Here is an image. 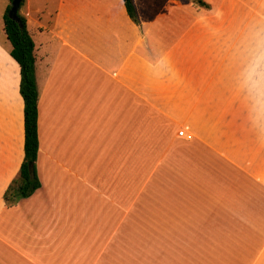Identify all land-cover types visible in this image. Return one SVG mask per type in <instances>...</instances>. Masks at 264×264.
Listing matches in <instances>:
<instances>
[{
  "label": "crops",
  "instance_id": "obj_1",
  "mask_svg": "<svg viewBox=\"0 0 264 264\" xmlns=\"http://www.w3.org/2000/svg\"><path fill=\"white\" fill-rule=\"evenodd\" d=\"M172 1L133 0L139 20L134 24L123 0H57L51 11L41 0H23L19 14L34 42L35 169L40 186L12 206L6 205L3 194L23 161V99L20 68L10 55L2 25L0 264L93 260L81 258L80 248L70 245L76 252L67 259L57 243L56 228L63 212L77 208L81 185L95 195L112 197L105 189L110 179L103 171L97 176L94 166L111 164L118 145L122 150L127 142L129 92L171 118L182 104L183 123L201 139L198 146L186 149L183 161V251L176 252L169 224L158 235L162 252L153 248L151 260L264 264V143L242 123L227 125L241 105L232 93L218 94L224 84L208 77L207 57L201 59L207 54L208 30L199 27L200 19L161 51L156 49L153 39L171 18ZM193 52L199 59L194 63ZM85 69L92 70L94 78ZM81 74L93 79L91 91ZM224 100L236 103L231 109L214 105ZM98 153L102 158L97 160Z\"/></svg>",
  "mask_w": 264,
  "mask_h": 264
},
{
  "label": "rangeland",
  "instance_id": "obj_2",
  "mask_svg": "<svg viewBox=\"0 0 264 264\" xmlns=\"http://www.w3.org/2000/svg\"><path fill=\"white\" fill-rule=\"evenodd\" d=\"M41 1L48 11L55 10L57 0ZM203 1L208 4L207 7L199 5L196 0H173L175 9H170L171 18L165 20L158 29L154 44L161 51L191 22L194 24L200 19L199 27L208 30L207 54L201 59L207 57L209 79H217L224 84V90L218 94H229L232 92L220 73L218 40L226 30L247 22L253 16L264 15V0ZM8 4L10 1L0 0V30L3 25L2 13ZM194 53L191 58L193 63L199 60ZM86 72V75L91 74L94 78L92 70ZM80 78L87 90L91 91L93 79L85 78L82 74ZM81 96L84 94L81 93ZM233 102L224 100L214 105L231 109ZM239 109L233 110L238 116L227 119V125H246L242 107ZM182 113L181 104L173 119L129 92L127 142L122 145V150L118 145L116 159L111 164L107 162V165H103L102 161L94 166L97 176L103 171L104 176L110 179L105 183V189L112 197L95 195L87 186L81 185L75 197L77 208L73 213L63 212L56 228L57 243L61 245L60 249L67 259L76 252L74 248L68 247L70 245L80 248L81 258L86 260L93 257V260L66 264H171L151 260L153 248L157 253L162 252L161 247H158L161 244L158 235L169 224L171 238L175 237L176 252L182 253L184 193L187 186L184 181V155L187 148L198 146L201 142L191 127L183 123ZM181 130L192 133L193 139L184 140L179 136ZM98 155L97 160L102 158ZM188 190L191 191V188ZM165 232L168 234L167 230ZM191 232L193 236L195 231ZM154 241L158 244L153 247ZM230 262L225 264H247L242 260L231 259Z\"/></svg>",
  "mask_w": 264,
  "mask_h": 264
},
{
  "label": "clouds",
  "instance_id": "obj_3",
  "mask_svg": "<svg viewBox=\"0 0 264 264\" xmlns=\"http://www.w3.org/2000/svg\"><path fill=\"white\" fill-rule=\"evenodd\" d=\"M217 56L220 73L241 104L247 129L264 143V15L222 33Z\"/></svg>",
  "mask_w": 264,
  "mask_h": 264
},
{
  "label": "trees",
  "instance_id": "obj_4",
  "mask_svg": "<svg viewBox=\"0 0 264 264\" xmlns=\"http://www.w3.org/2000/svg\"><path fill=\"white\" fill-rule=\"evenodd\" d=\"M11 2V0H9ZM201 6L208 4L203 0H196ZM23 0L20 4L22 5ZM126 13L134 24H139L137 11L133 0H123ZM10 4L3 14V28L11 44L10 55L20 68L19 93L23 99L24 145L23 161L17 176L6 188L3 198L7 206L16 204L19 200L29 197L39 188L40 182L35 169L38 152L37 133V102L38 90L35 80L34 42L30 37L25 18L19 14L22 27L7 15ZM31 165V171L29 169Z\"/></svg>",
  "mask_w": 264,
  "mask_h": 264
},
{
  "label": "water",
  "instance_id": "obj_5",
  "mask_svg": "<svg viewBox=\"0 0 264 264\" xmlns=\"http://www.w3.org/2000/svg\"><path fill=\"white\" fill-rule=\"evenodd\" d=\"M21 2H22V0H11L10 8L8 10V13H7L8 17L10 19L14 20L20 28L22 27V24H21L20 18L18 16V11H19ZM29 169L31 171V165H29Z\"/></svg>",
  "mask_w": 264,
  "mask_h": 264
},
{
  "label": "built area",
  "instance_id": "obj_6",
  "mask_svg": "<svg viewBox=\"0 0 264 264\" xmlns=\"http://www.w3.org/2000/svg\"><path fill=\"white\" fill-rule=\"evenodd\" d=\"M179 136H182V138H184V140H191L193 138V134L189 133V132H185V131H179Z\"/></svg>",
  "mask_w": 264,
  "mask_h": 264
}]
</instances>
